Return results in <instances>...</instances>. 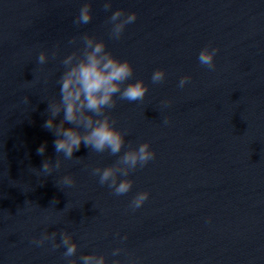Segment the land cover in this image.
Instances as JSON below:
<instances>
[{
    "label": "water",
    "instance_id": "water-1",
    "mask_svg": "<svg viewBox=\"0 0 264 264\" xmlns=\"http://www.w3.org/2000/svg\"><path fill=\"white\" fill-rule=\"evenodd\" d=\"M84 2L0 0V264H67L64 247L32 243L45 231L57 243L61 231L72 235L77 264L89 253L106 264H264V0H112L111 11L137 13L119 40L103 0H90L89 24L73 23ZM84 33L129 60L132 79L149 86L143 101L118 100L111 110L126 133L122 153L128 141H148L156 153L122 196L91 174L117 157L83 144L79 161L64 160L50 176L38 171L57 157L42 125L47 101L58 98L60 60ZM209 44L219 49L214 71L197 60ZM45 50L59 55L39 65ZM157 68L166 72L161 84L151 81ZM67 174L74 186L59 183ZM140 191L150 196L132 211Z\"/></svg>",
    "mask_w": 264,
    "mask_h": 264
},
{
    "label": "clouds",
    "instance_id": "clouds-1",
    "mask_svg": "<svg viewBox=\"0 0 264 264\" xmlns=\"http://www.w3.org/2000/svg\"><path fill=\"white\" fill-rule=\"evenodd\" d=\"M103 11L109 12L112 9V0H103ZM93 18L92 4L90 0H85L79 9L73 23L77 26L87 25ZM137 13H125L123 9L111 11L107 24L110 25L109 35L114 40H119L127 25L134 23ZM81 46L64 56L60 60L63 71L57 79L59 85L58 98L47 101L48 118L42 127L51 132L55 139L53 147L57 153L55 162L45 159L42 162L39 172L50 176L54 171L59 170L64 160L76 159L74 153L79 151L81 145L89 148L91 152L105 153L116 156L115 163L106 167H94L91 174L99 178L101 186L107 185L115 196L127 194L133 186V180L128 177L137 168L145 167L150 161L155 159L156 153L151 148L148 141L133 147L128 141L127 150L125 148L126 133L115 127L116 121L112 117L111 110L115 109L118 100L128 102L143 101L149 86L143 79L133 80L134 67L127 60H121L114 56L107 49L103 40H98L95 36L84 33L79 38L73 37L68 41L69 45H74L77 40ZM219 49L211 44L202 48L197 56L200 65L209 70L216 69L215 57ZM59 55L58 50H53L51 57L48 51H41L37 57L39 65H45L49 59L55 60ZM166 79L164 69L157 68L151 75L153 84H161ZM190 76H183L179 80V87L182 89L189 81ZM47 83V80H45ZM28 100V97H25ZM168 106L171 101L161 102ZM63 113L62 119L56 123V118ZM164 124L169 123V118L165 117ZM71 125L65 127V125ZM46 142L37 148V155L43 156L46 151ZM122 153V154H121ZM34 170H37L33 168ZM75 178L71 174L61 177L59 183L63 186L71 187L75 184ZM150 193L140 191L130 201L129 207L132 211L140 208L148 200ZM210 219V218H209ZM60 242H56L57 233L45 231L39 239L34 238L32 243L37 247L42 246L46 241H51L53 251L64 247L63 257L67 264H77L74 257L77 253L78 245L73 241L72 235L67 231L60 232ZM123 239H127L125 236ZM121 248L112 251V255L119 256ZM82 264H106V257L102 254L89 253L79 257ZM113 264H121L119 260H114ZM133 264L135 262L133 261Z\"/></svg>",
    "mask_w": 264,
    "mask_h": 264
}]
</instances>
